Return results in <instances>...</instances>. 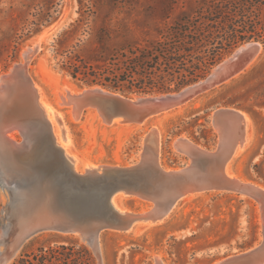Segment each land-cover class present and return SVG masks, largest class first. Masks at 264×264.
Wrapping results in <instances>:
<instances>
[{
  "label": "rangeland",
  "instance_id": "rangeland-1",
  "mask_svg": "<svg viewBox=\"0 0 264 264\" xmlns=\"http://www.w3.org/2000/svg\"><path fill=\"white\" fill-rule=\"evenodd\" d=\"M80 1L0 0V84L15 64L25 63L23 52L43 35L39 51L26 64L27 72L42 98L59 114V123L52 120V125L65 152L74 158L75 171L85 173L89 171L86 170L88 165L91 169H101L135 163L142 150L143 137L153 127L158 130L160 165L167 170L180 169L190 159L179 152L177 139L184 137L213 150L219 141V131L212 123L213 113L221 108H233L246 114V139L230 160L227 172L264 188L263 44L255 41L260 44V51L243 70L196 94L175 112L136 125H108L103 118L87 112L75 120L70 118L66 105L60 107L57 104L64 86L70 90L85 86L71 79L57 65L53 43L63 30L69 29V25L83 14L79 22L81 30L68 38L63 49L78 44V50L87 52L93 46V40L88 34L81 35V31L85 29L91 33L103 26L121 30L128 40L146 45L156 37L159 28L172 23L182 10L191 11L194 7L186 0H93L95 7H92V1L84 0L82 4ZM88 6L96 10L95 17L85 13ZM168 12L172 14L171 19L165 20ZM33 29L37 31L30 33ZM253 41L239 44L221 60L242 44ZM62 131L67 134L66 142ZM14 132L16 139H22L18 131ZM46 154L43 152L41 158ZM50 163L47 166L40 158H33L27 166L37 168L44 177H51L57 175L58 170L55 161ZM14 176L0 157V264H11L21 254L48 248L56 249V255L66 258L68 264H155L157 259L162 264H213L244 252L261 240V213L253 198L205 191L185 196L159 222L139 223L127 231H102L97 246L75 233L55 231L41 232L24 243L14 244L17 227L9 215L13 200L21 191L16 187L18 182ZM119 197L120 202L114 199L117 208L127 210V213L141 212L143 206L149 204L137 196ZM11 247L12 251L9 250ZM4 253L8 254L7 260Z\"/></svg>",
  "mask_w": 264,
  "mask_h": 264
},
{
  "label": "water",
  "instance_id": "water-1",
  "mask_svg": "<svg viewBox=\"0 0 264 264\" xmlns=\"http://www.w3.org/2000/svg\"><path fill=\"white\" fill-rule=\"evenodd\" d=\"M248 44H258V52L260 51V44L255 41L241 46L246 47ZM241 46L216 64L203 78L180 90L129 97L99 85H85L80 92L67 97L66 105L71 106L78 118L88 109H96L108 124L115 121L144 124L157 115L184 105L207 88L197 93L193 92L194 89L201 88L214 79L227 76L231 78L233 71L243 70L248 58L234 55ZM26 49L24 53L31 59L39 51L40 44L35 42ZM15 65L12 67L14 75L5 78L2 84L5 99L0 107V126L5 130L19 128L16 131L26 136L29 142L26 148L9 149L8 155L10 164L18 175L14 176L18 182L16 187L21 186L25 190L19 204L24 211L21 216L24 222L21 224L22 227L25 225L24 231L27 230L24 241L45 231L90 236L108 229L127 230L137 221L163 218L166 209L181 196L191 192L217 190L241 195L244 181L224 175L221 168L231 159L235 147L245 136L244 112L233 108L216 110L213 120L224 122L230 134L222 137V141L219 139L213 150L189 140L192 145L187 150L181 149V153L190 162L180 169L167 170L160 165L147 133L143 137L142 150L135 163L80 174L75 171L57 143L52 127L39 109L38 90L27 67L25 74L23 69ZM229 117H233L231 119L235 121L229 123ZM43 152L47 154L41 158ZM33 158H40L47 166L55 161L57 175L44 177L37 168H29L27 165ZM118 193L136 195L150 202L151 211L144 216L138 213H118L112 203L113 196ZM256 202L259 203L257 200ZM258 206L262 219L259 243L244 252L217 260L215 264H264V198Z\"/></svg>",
  "mask_w": 264,
  "mask_h": 264
},
{
  "label": "trees",
  "instance_id": "trees-1",
  "mask_svg": "<svg viewBox=\"0 0 264 264\" xmlns=\"http://www.w3.org/2000/svg\"><path fill=\"white\" fill-rule=\"evenodd\" d=\"M186 1L194 5L193 9L182 10L146 45L128 40L124 32L108 26L91 33L82 30L81 35L88 34L93 40L85 53L78 50V44L63 49L68 38L81 30L80 14L53 43L58 67L86 86L99 85L123 95L157 94L195 82L243 42L254 40L264 46V0ZM92 7L85 11L88 17L96 16ZM171 16V12L166 13L165 20ZM56 253L53 248L39 249L19 255L11 264H68Z\"/></svg>",
  "mask_w": 264,
  "mask_h": 264
},
{
  "label": "bare ground",
  "instance_id": "bare-ground-1",
  "mask_svg": "<svg viewBox=\"0 0 264 264\" xmlns=\"http://www.w3.org/2000/svg\"><path fill=\"white\" fill-rule=\"evenodd\" d=\"M42 36L37 39L36 42H38V44H39V41L42 39ZM243 47H244V49H243ZM26 50L24 52H26ZM258 50H259V45L258 44H252V45L248 44L246 47L245 46H241L240 49H238L234 53V55L239 54V56H242V57L245 56V58L247 57L248 60L244 64V67H246L251 62L252 58H254V56L257 54ZM24 52H23V55H24L25 63L18 64L16 66H17V68L23 69V72L25 73L26 64L28 63L30 58H28ZM13 70L14 69H10V71L5 76L2 77L1 84H0V107H1V105H2V103L4 101V99H5V96L3 95L4 94V88L2 87V84L4 83V79L5 78H10V77H12L14 75V74H12ZM240 70H242V68L233 71L234 73L231 75V77L234 76L235 74H237L238 72H240ZM229 78H230V76H227V77H224V78L221 77L219 79H214L213 81L209 82V84H206V85H204L201 88L194 89L193 92L197 93L198 91H201L203 89H206V88L208 89L209 87H213L214 85H216V84H218L220 82H223V81H225V80H227ZM36 90H38L39 109L41 110V113H42L44 119L50 124V126L52 127L53 132H54V128H53V125H52V120H54L55 122L59 123V119H58L59 118V114L57 112L53 111V107L51 106L50 102H46L42 98V95L39 92L40 90L38 89L37 86H36ZM63 91L64 92L62 93V95L61 94L59 95L60 100L59 99L57 100V104L60 107L61 106H65L68 103V100H67L68 96H73V95L77 94L78 92H80V89H71L70 90V88L64 86L63 87ZM67 107H68V112L70 114V118L76 120V118H78V117L75 114V112L73 111V109L71 108V106H67ZM180 108L181 107H178L177 109H173V110L164 112V113H162L160 115L161 116H165L168 113H171L172 111L175 112V111L179 110ZM31 110H32V108H31ZM86 112L89 115L94 114V115H96L99 118L100 117L103 118L102 114L99 111H97L96 109H88ZM160 115H157L155 117L158 118V116L160 117ZM242 115H243V118H244V135L245 136H244L242 142L235 147L234 153H233L231 159L233 158V156H234L235 152L237 151V149L241 148L243 146V144L245 142V139H246V130H245L246 118H245V114L244 113H242ZM155 117H153V118H155ZM231 118H233V117H229L228 118L229 123L235 121L234 119H231ZM103 120H104V118H103ZM218 120L217 121L213 120V125H214L215 129L217 130V132L219 131L218 132L219 139L222 141V137L224 138V136H226L227 134H230V132H229V128L227 127V125H225L224 122H221L220 120H219L220 121L219 122ZM104 122L106 123L105 120H104ZM113 123L123 124V123L118 122V121H115ZM106 124H108V123H106ZM108 125H110V124H108ZM18 129H16V130H18ZM13 130H15V128H13V129L9 128V129L5 130L3 127L0 126V157H1V160H2V162L4 164V166L6 167V169L10 173H12L13 175L18 176L16 171L14 170V168L11 166L10 160L8 159L9 149L14 148V147L26 148L28 146L29 142L27 141L26 136H23V135H20V137L22 139H20V140L16 139L15 138V132ZM58 131H57V133H58ZM66 135H67L66 132L62 131V136L64 137V142L67 141V136ZM54 136H55V138L57 140V143L63 149L65 155L70 160V162L72 163L73 168H74V158L72 157L73 158L72 159L70 156L67 155V153L65 152L66 150H64L63 146L58 141L59 137L57 138L55 132H54ZM148 140L152 143L153 149H154V151L156 153V158L158 159V156H159V152H158V149H159V136H158L157 128L153 127L148 132ZM224 144H225V142H224ZM174 145L176 146V142L174 143ZM191 145H192V143L188 139H186L184 137H179L177 139V148H178L180 153L182 152L181 149H183V150L186 149L187 150ZM230 160L224 165V167L221 168V172H223L224 175H227L228 177L237 180L238 178L235 175L233 176L232 174H229L230 171L227 172V166L230 163ZM87 168L88 169H86V170H89V171L90 170L91 171L100 170V167L91 169L92 166H89V165H88ZM244 184H245V186L242 188L243 190H241V192H240L241 195L240 196H249V197L253 198L255 201L257 200L259 203H261V199L264 198V188L259 187V186L255 185V184H252V183H249V182L245 183V181H244ZM19 189L21 191L17 194V197L13 200V206H11L10 215H9V219L10 218H11V220L13 219L12 221L16 222V227H17V233H16V235L14 237V240H15L14 244L18 243V242H19V244L20 243H24L26 240L24 241L23 238L25 236V233L27 232V230L24 231V228H23L25 225L22 227V224H21L22 222H24V220L21 219L22 218L21 217L22 213L24 211H23L22 207L19 205L21 203V200H22V194L24 193L25 190L21 186L19 187ZM210 191H215V192H220V193H228V192H222V191H217V190H210ZM196 193H201V192H196ZM196 193L191 192V193L184 194L183 196H181V198L178 201H180L181 199H183L187 195H192V194H196ZM229 193L237 194V193H234V192H229ZM119 195L123 196V197L128 196V195H125L123 193H118L115 196H113L112 203H113V206L115 207V209H116V211L118 213L125 214V213H127V212H125L127 210H120L119 208H117V205L115 203V201H117V200L120 202ZM130 196L134 197L136 195H130ZM115 197L117 198V200H116ZM114 199H115V201H114ZM178 201L173 203V205L169 209L165 210V215L163 216V218H165V216L174 208V206L176 205V203ZM259 203H258V205H259ZM149 204L148 205H144L142 211L138 212V214L141 215V216L147 215L152 209V206H151L150 202H149ZM120 211H122V212H120ZM128 213H131V212H128ZM163 218H161L159 220L157 219V220H141V221H137L130 228H132L134 225H135V227L138 226L139 223H141V224L142 223H146V224L156 223V222H159V221L163 220ZM130 228H128L127 230H129ZM127 230H124V231H127ZM75 234L78 235V236L80 235L84 240H86L87 242H89L93 246H97V244H99L98 243V241H99L98 240V236L100 235V233L99 234L94 233V234H92L90 236H83L82 234H78V233H75ZM12 249L13 248L11 247V249H9V250L12 251ZM4 255L6 256V260H7V255L8 254L4 253ZM155 264H162V263L157 259Z\"/></svg>",
  "mask_w": 264,
  "mask_h": 264
}]
</instances>
